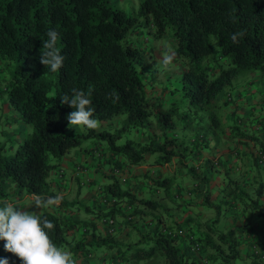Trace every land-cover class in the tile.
Returning a JSON list of instances; mask_svg holds the SVG:
<instances>
[{"label": "trees", "instance_id": "obj_1", "mask_svg": "<svg viewBox=\"0 0 264 264\" xmlns=\"http://www.w3.org/2000/svg\"><path fill=\"white\" fill-rule=\"evenodd\" d=\"M49 30L59 33L56 48L65 57L56 72L39 63ZM236 33L241 35L233 42ZM156 39L161 41L154 45ZM166 47L175 51L172 63L177 67L167 72L164 82L156 81L152 54H164ZM3 72L9 73V79L2 78L9 110L30 130L10 154L0 143V198L57 196L50 174L55 170L61 180V158L88 141L102 143L101 162L112 164L113 172L154 155L151 165L156 169L174 160L193 180L183 186L174 175L140 174L132 192L121 188L112 174L111 184L97 188L102 207L62 197L52 211L40 209L42 220L55 225L49 232L53 243L70 250L74 261L91 264L99 256L102 264H239L242 227L222 226L225 204L253 214L259 222L260 243L253 242L250 250L256 264L264 262L253 250L264 248V182L259 178L248 187L245 178L242 183L229 175V167L221 171L219 158L202 159L213 155L210 138L214 145L221 135L231 141L244 138L255 146L247 155L250 168L264 173L263 120L256 119V131L244 129L237 118L224 126L220 112L228 103L218 99L241 73L264 82V0H138L128 12L110 0H0ZM73 88L92 101L93 118L100 122L97 131L69 132L75 130L66 119L73 109L61 105L60 98L71 96ZM159 90L166 100L156 96ZM10 125L5 120L0 132L5 134ZM213 172L225 176L217 200L208 188ZM76 178L79 187L89 183L88 177ZM4 183L14 191L4 192ZM177 188L187 191L189 200L181 201L184 195ZM195 193L201 196L196 199ZM150 194L156 198L146 196ZM194 204L198 212L214 209V217L200 220L190 210ZM29 205L34 209L33 199ZM69 209L88 218L62 215ZM75 228L81 235L77 239L72 236ZM124 229L132 235L128 241L118 237ZM3 258L21 264L9 252L0 253Z\"/></svg>", "mask_w": 264, "mask_h": 264}, {"label": "crops", "instance_id": "obj_2", "mask_svg": "<svg viewBox=\"0 0 264 264\" xmlns=\"http://www.w3.org/2000/svg\"><path fill=\"white\" fill-rule=\"evenodd\" d=\"M112 1L116 2L118 0H111L110 2ZM127 1L130 4V8H132L133 4L136 2V0H127ZM153 43L154 45H157L160 43V41L156 42L154 40ZM154 49H157V47ZM145 55H148V54L146 53ZM152 55L154 56L155 60L159 59L158 57H160V54L156 50L153 51ZM158 76L159 74L156 70V72L154 73L155 79H157ZM145 89L149 90V86H145ZM156 96H158L159 99L160 100L162 99L163 101L167 99L164 97V95H160V90L159 92L157 91ZM218 99L220 103H225V102L228 103L224 106V109L220 112L223 122H232L233 119L237 118L236 120H239L240 123L244 124V129H248L251 131H256L255 125H257L256 123L257 118L262 119L264 123V111L259 112L258 109L255 108V106L257 105L260 106L261 103H263L264 105V82L261 81L259 76L250 74L248 77H246L245 80L244 79L242 80L241 78H239L231 89L220 93L218 96ZM248 105H250V112H249L250 116L243 117V118L238 116L237 112H241V111L246 112L247 109H245V107H247ZM241 106H242V109H241ZM7 111L9 113L11 112L8 108H5V112ZM245 112H244V115H246ZM104 127H107V126H104ZM258 127L260 126L258 125ZM98 129L99 127L95 130L97 131ZM5 134H7L9 138L15 137L14 140H17L16 138L20 140L24 136L21 124H18L16 128H14L11 124L10 128L5 131ZM138 137L140 140H144L142 136L140 137V135H138ZM236 139H233V141H231L225 135H221V137L219 138L220 141L214 145V139L210 138L209 139L210 141L208 142V147H209L208 149L213 151L212 152L213 155L202 156V159L204 158H217L218 159L219 158L220 159L219 161L221 163L220 170L222 171L223 168L229 167L230 168V170L228 168V170L230 171L229 175H231L234 178H238L240 182H242V179L245 178L246 180L245 183L248 184V187H250L251 185L253 186L257 184V179L259 178H261L262 182H264V173L261 172L260 170L255 169L254 167L250 168L253 165L250 164V161L247 157L248 152H250V150L255 149L254 144H252V141L244 139V138L242 139L238 138L237 141ZM94 143H97V142L90 141L89 143L85 144L82 148H74L70 152L65 154L61 158L60 166H59L60 169H62L63 171L62 179L59 180L55 176V170L50 174L49 178L51 179V182H50L51 189L53 191H56V195L64 197L68 201H72L75 198H77L79 203L86 204V205L88 204L90 205L91 208L97 209L98 207H102L101 204L99 203L97 188L98 187L104 188L107 185L111 184L112 177L114 176H112L113 174L112 164L107 165L105 163H102L101 161H98V159L90 156L91 153L89 149L91 148L92 145H94ZM97 144H99V142ZM151 160L153 159H150L149 156H146L145 161L140 165L133 166V167H126L122 165V167H120L122 169L118 173V176L121 178V181L123 182L122 184L125 186L124 187L125 189L128 188L132 192H134L135 184L140 179L137 177H139L140 174L142 175L153 174L159 178L161 177L165 178L163 176L164 174L174 175V172H177V176L182 177L184 180L182 178L181 179L184 181V183L188 185L192 184L193 182L192 178L190 180V183H188V181L186 180L187 176H185L183 170L181 169V165L177 163L176 161L172 160L171 162L165 163L163 166H160V168L156 169L154 165H151ZM118 162H119L118 164L120 165L121 160H119ZM78 163L83 165L84 171L89 179L88 181L89 183H87L86 185H81L80 187L77 185V178L73 177L72 175V169L74 165ZM171 163L173 164L172 171L166 167L167 165ZM192 163L194 164L195 161H192ZM148 168H150V172L148 171ZM211 175L212 176L210 177L208 181L209 183L208 188L211 190L213 194L212 198L217 200V197L218 199L220 197V193H219L220 189L224 187L225 179L222 178V175L220 173L213 172ZM147 181L148 180L145 181V185L149 184ZM83 187H85L84 190H83ZM142 188L144 189V186ZM3 189H4L3 190L4 192H8V193L14 191L13 188L8 187L5 183L3 184ZM177 189L178 191H181V193L184 195L182 199L180 198L181 201L189 200L190 194H188L187 191L181 190V188H177ZM158 192L160 191L158 190ZM13 196L14 195L2 196L0 198V207H3L5 203H11L14 206L19 207L21 209H26L29 211L34 210L32 207H30L28 202H21V200L24 199L25 197L28 200H32L31 196L21 195L19 196V198H16V199L12 198ZM199 196L201 195L198 193L194 194V197L196 199H198ZM222 206H223V210L225 211L222 215H220V217L223 218L222 226L227 227L230 225H234L236 227L238 226L242 227L241 237H240V240H241L240 251L242 255L241 256L242 260L239 264H256V261L253 259L252 250H250L251 248L250 245L253 242L255 243V245H258L260 243L257 237L261 233L259 222L253 216V214L249 212H241L239 208L232 209L229 206H226L225 204H223ZM53 207H50L47 210L52 211ZM39 211L40 209L37 210V212ZM66 211L69 212L71 210L69 209ZM62 215H66L68 217L69 215H71L70 219H75V220L86 219L88 217V215L82 211L69 212L68 215L67 213H63ZM206 216L207 214L205 213V211L201 210V212L200 211L197 212V217L200 220ZM177 218L180 219L181 218L180 215L179 217L177 216ZM98 228L99 229L102 228L101 225H98ZM126 231L127 229H124V231L118 234V237L122 239L123 241H128L132 237L130 233L126 234L125 233ZM251 231L253 234H251ZM72 236H74L75 239L81 237V235H79V232L76 228L72 230ZM3 252H4V248L2 245H0V253H3ZM100 259L96 257L95 259L91 260L90 263L91 264H102ZM79 261L80 260L76 259L75 260L76 264H81Z\"/></svg>", "mask_w": 264, "mask_h": 264}, {"label": "clouds", "instance_id": "obj_3", "mask_svg": "<svg viewBox=\"0 0 264 264\" xmlns=\"http://www.w3.org/2000/svg\"><path fill=\"white\" fill-rule=\"evenodd\" d=\"M46 35L49 39L42 42L44 51L39 53V63L44 67H48L51 72H56L63 66L65 59L56 48L59 33L55 30H49ZM239 35L241 33H236L231 37L233 42L237 41ZM175 56V51L171 47H166L162 59L164 70L169 68ZM71 93V96L65 94L60 98L61 105H67L73 109L66 117L68 126L82 127L87 130L97 129L100 122L93 118L95 109L91 106L92 101L88 98V95L76 88L71 89ZM98 147L103 149L102 144ZM95 148L96 146L92 145L89 149L90 156L101 161L102 152L100 156L92 154V150ZM81 166L83 167V165ZM118 173L117 170L113 172L117 175ZM32 199L34 204V210L32 211L21 209L11 203H5L3 207H0V240L5 242L3 245L4 251L14 255L21 261V264H76L72 252L58 247L50 238L49 232L55 227L53 222L47 219L42 220L37 212L39 209L58 206L62 197L57 195L43 198L40 195L33 194ZM0 264H8L7 259H0Z\"/></svg>", "mask_w": 264, "mask_h": 264}, {"label": "rangeland", "instance_id": "obj_4", "mask_svg": "<svg viewBox=\"0 0 264 264\" xmlns=\"http://www.w3.org/2000/svg\"><path fill=\"white\" fill-rule=\"evenodd\" d=\"M111 1V0H110ZM111 4L113 5V6H115V7H117V8H120V9H123L124 11H126V12H128L129 11V8H130V4L128 3V1L127 0H118V1H112L111 2ZM137 4H138V0H136V2L133 4V7H132V10L134 11L135 9H136V7H137ZM164 39H166V36H164ZM156 42H159V41H161L160 39H156L155 40ZM166 43V42H165ZM167 44V43H166ZM166 46H168V45H166ZM170 46V45H169ZM156 48V47H155ZM172 48V47H171ZM173 49V48H172ZM159 53V52H158ZM160 55H161V57H158L159 59H156L155 61L157 62V72H158V74H159V76H158V78L156 79V81H165V76H166V74H167V72H170V71H173L174 70V67H177L176 65V63H172L170 66H169V68L167 69V70H164L163 68H162V62H160V61H162V59H163V53L161 54V53H159ZM164 72V73H163ZM249 76V73H247V74H245V73H241L240 75H238V77L237 78H241L242 80L244 79H246V77H248ZM7 78V79H9V73H7V72H3V73H0V131L2 130L1 128H2V123H4V121L6 120V121H10L11 122V124H12V126L14 127V128H16V126L18 125V124H21V127H22V130H23V133L25 134L27 131H29L30 130V127L28 126V125H26V124H24V123H22L21 121H19L18 120V118L16 117V116H18L17 115V113H9L8 111L7 112H5V108H7L8 107V109L10 108L9 106H8V104L9 103H7V100H6V92H5V84H6V80L3 82L2 81V78ZM236 80V79H235ZM234 84H235V82H234ZM245 107V106H244ZM255 108H257L258 109V111L259 112H263L264 111V109H263V103H261L260 104V106L259 105H257V106H255ZM241 109H242V106H241ZM245 109H247L246 110V112L245 111H241V112H237V115L238 116H240L241 118H243V117H249L250 116V114H249V112H250V105H248L247 107H245ZM244 112H245V114L246 115H244ZM12 115L15 117V119L13 120L12 119ZM13 117V118H14ZM119 118H121V116L119 117ZM227 124H229L230 125V122H225L224 123V126H227ZM5 125L3 124V127H4ZM76 129H75V131L73 130H71V129H69V132H71V133H74V132H81V131H83V128L82 127H76V126H74ZM104 128H106V127H103V128H101V129H104ZM6 129V127H4V130ZM5 133V132H4ZM131 134V133H130ZM132 135V134H131ZM14 138L15 137H12V138H9L8 137V135L7 134H3L2 132H0V143L2 144V145H4V153H6V154H10V153H12V151H13V149L15 148V146H16V144H17V142H19L20 140L18 139V138H16L17 140H14ZM87 143H89V141L88 142H86V143H84L82 146H84L85 144H87ZM154 156V155H153ZM153 156H149V158L150 159H153ZM155 157V156H154ZM187 164L189 165L190 164V162H187ZM172 163L171 164H169V165H167L166 167L169 169V170H173V167H172ZM168 166H170V167H168ZM164 177H170L171 175H167V174H164L163 175ZM174 176H175V178H176V180H181V178L182 177H179V176H177V172H174ZM187 176V178H186V180L188 181V183H190V180H191V176H189V175H186ZM173 178V177H172ZM222 178H225V176L224 175H222ZM183 179V178H182ZM115 180H118L119 181V186L121 187V188H124L125 186L122 184L123 182L121 181V178L118 176V175H116L115 176ZM184 180V179H183ZM175 185V184H174ZM174 185H172V186H174ZM183 186H185V185H188V184H186V183H183L182 184ZM191 185V184H190ZM85 189V187H83V190ZM172 189V188H171ZM147 197H149V198H152V199H154V198H156L155 197V195H152V194H150L149 196L148 195H146ZM13 198H17L16 197V195H14V197ZM21 202H28L29 203V200L25 197L24 199H22L21 200ZM190 210L192 211V212H195V211H197L198 212V209H197V206H193V207H191L190 208ZM202 211H205V213L208 215H210V217H214V215H215V212H214V209H209V208H203L202 209ZM88 218V217H87ZM201 220H203V219H201ZM223 220V218H221L220 217V219H219V221H222ZM220 226V223H218V227ZM4 241L3 240H0V245H4ZM99 257V256H98ZM237 263H239L238 261H236ZM261 264H264V262H262Z\"/></svg>", "mask_w": 264, "mask_h": 264}, {"label": "built area", "instance_id": "obj_5", "mask_svg": "<svg viewBox=\"0 0 264 264\" xmlns=\"http://www.w3.org/2000/svg\"><path fill=\"white\" fill-rule=\"evenodd\" d=\"M101 152H102V149H100V148H95V149L92 150V154L95 155V156H100ZM60 173H61V171H60ZM73 176L74 177H79V178H81V177L83 178V176H85V178H86L85 171H84V169H83V167L81 165L77 164V165L74 166V168H73ZM86 179H88V178H86ZM108 223L111 224L112 221L109 220ZM197 249L198 248L195 247V250H197ZM253 250H255L256 255H259V256H261V259H264V248L263 247L257 248V249L254 248ZM202 264H206V261L202 262Z\"/></svg>", "mask_w": 264, "mask_h": 264}]
</instances>
